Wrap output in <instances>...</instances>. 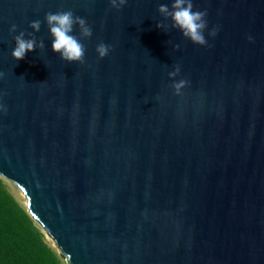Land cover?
<instances>
[{"label": "water", "instance_id": "water-1", "mask_svg": "<svg viewBox=\"0 0 264 264\" xmlns=\"http://www.w3.org/2000/svg\"><path fill=\"white\" fill-rule=\"evenodd\" d=\"M172 2L0 0V176L66 264H264V0H193L219 27L206 47ZM59 10L92 26L84 64L52 51ZM21 31L45 47L17 61Z\"/></svg>", "mask_w": 264, "mask_h": 264}, {"label": "clouds", "instance_id": "clouds-1", "mask_svg": "<svg viewBox=\"0 0 264 264\" xmlns=\"http://www.w3.org/2000/svg\"><path fill=\"white\" fill-rule=\"evenodd\" d=\"M128 0H109L110 6L113 9L120 10ZM159 14L164 20H171V28L178 29L182 35L189 39L192 43L199 46H208V36L215 37L219 32V27H213L210 31L209 22L207 20V10H195L193 0H173L171 8L167 4H161L158 7ZM45 22L48 26L50 36L52 37L51 48L52 51L59 54L61 59L68 62L85 63L86 47L81 42L82 40L90 39L93 36L92 26L87 20L81 16L75 15L71 10H59L55 13L48 12L45 15ZM42 22L34 20L29 24V27L35 33L40 32ZM157 28L167 31L169 25L163 21L157 23ZM79 31V37L74 35L75 31ZM17 26L13 25L10 33H15ZM30 37V38H26ZM15 48L12 51V56L15 60H23L26 54L30 51H35L37 48L44 49L45 44L41 39L39 42L33 32L21 31L19 35H15ZM250 42H253L252 36L248 37ZM179 49V45H175ZM112 50L111 45L104 42L96 46V52L100 59L107 57ZM180 65H175L174 70L169 72V78L173 79L171 87L174 89V94L177 96L183 95V89L190 86V81L187 79L175 80V77L180 75ZM4 73L0 72V79H3ZM0 111H6L5 106L0 102Z\"/></svg>", "mask_w": 264, "mask_h": 264}, {"label": "trees", "instance_id": "trees-1", "mask_svg": "<svg viewBox=\"0 0 264 264\" xmlns=\"http://www.w3.org/2000/svg\"><path fill=\"white\" fill-rule=\"evenodd\" d=\"M0 179V264H66Z\"/></svg>", "mask_w": 264, "mask_h": 264}, {"label": "rangeland", "instance_id": "rangeland-1", "mask_svg": "<svg viewBox=\"0 0 264 264\" xmlns=\"http://www.w3.org/2000/svg\"><path fill=\"white\" fill-rule=\"evenodd\" d=\"M0 179H2V181L6 185L9 193L16 199V201L20 204V206L24 210H26V198L25 197L23 198L22 192L20 191V189L14 183L2 178L1 176H0ZM37 226H38V224H37ZM46 239H47V242L49 243V245H51L59 253V251L53 246V242L49 238H46Z\"/></svg>", "mask_w": 264, "mask_h": 264}, {"label": "bare ground", "instance_id": "bare-ground-1", "mask_svg": "<svg viewBox=\"0 0 264 264\" xmlns=\"http://www.w3.org/2000/svg\"><path fill=\"white\" fill-rule=\"evenodd\" d=\"M21 191V190H20ZM22 196H23V198L25 197L24 196V194L22 193ZM26 198V197H25ZM26 203H27V200H26ZM28 211V210H27ZM47 238H49V237H47ZM50 239V238H49ZM51 240V239H50ZM52 241V240H51ZM53 242V241H52ZM53 246L55 247V245L53 244ZM56 248V247H55ZM57 249V248H56Z\"/></svg>", "mask_w": 264, "mask_h": 264}]
</instances>
